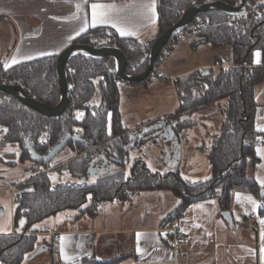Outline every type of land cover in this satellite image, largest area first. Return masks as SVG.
I'll return each instance as SVG.
<instances>
[{
  "label": "trees",
  "instance_id": "trees-1",
  "mask_svg": "<svg viewBox=\"0 0 264 264\" xmlns=\"http://www.w3.org/2000/svg\"><path fill=\"white\" fill-rule=\"evenodd\" d=\"M210 1L214 0H158V37L185 11ZM221 1L232 6L240 3V0ZM186 31L195 33L200 42L230 47L233 55V65L219 67L216 74L196 70L175 80L180 98L173 125L176 135L198 124L192 118L194 114L214 111L218 102L227 101L220 127L207 152L211 177L193 183L184 180L178 172L154 173L137 158L127 175L125 166L131 160L130 151L140 147L143 139L139 131L132 135L123 127L117 87L120 79L111 74L116 69V61L113 57L75 55L65 66L70 103L60 117H46L0 91V149L7 144L18 146L20 160L24 161L31 160L32 151L47 154L66 136L75 135L76 128L82 139L67 144L79 156L64 163L65 168L57 169L68 177L64 181L52 184L47 163L31 160L33 166L44 169L23 185L22 199L15 208V223L21 216L26 218L24 233L0 234V263L22 264L35 250L37 230L33 226L36 223L69 209L94 217L101 203L126 202L142 190H168L181 199L179 207L170 213V219L181 218L192 203L208 199H217L223 212H231L234 193L264 199V188L253 173L260 161L256 153L259 132L255 127L254 91L264 82V0H247L242 15L216 10L205 12L181 33ZM177 39L178 35L165 46L159 60ZM153 42L143 43L97 27L82 33L72 43L95 48L117 47L127 57L125 73L139 75L148 67ZM257 53L261 55L260 62H257ZM58 55L10 67L0 62V83L21 85L29 96L53 107L61 98L56 69ZM94 98L97 103H93ZM92 150H101L100 158L93 156ZM109 158L121 163L106 162ZM109 166L112 168L108 169ZM93 168L98 171L104 168L102 173L96 172L94 180L89 172ZM80 261V264H117L119 260L102 261L92 255Z\"/></svg>",
  "mask_w": 264,
  "mask_h": 264
},
{
  "label": "crops",
  "instance_id": "crops-1",
  "mask_svg": "<svg viewBox=\"0 0 264 264\" xmlns=\"http://www.w3.org/2000/svg\"><path fill=\"white\" fill-rule=\"evenodd\" d=\"M92 4L115 5L120 9L118 14L114 13L115 18L121 26L128 28L134 34L121 36L111 25L92 26ZM142 5L151 7L145 9L141 7ZM85 22H87L86 30L80 31ZM97 27H105L121 37L136 38L143 43L155 41L159 35L158 0H0V43L4 52L0 62L4 67H10L43 56L60 54L73 44L76 37ZM182 34L180 33L178 38ZM173 51L174 46L166 50L160 60L158 59L146 83L130 85L118 80V84L122 87L132 86V90H137L161 84L164 80L169 81L177 94V106L164 110L162 114L132 121L130 125L124 124L123 114L120 111L121 121L126 133L139 131V137L143 139L140 147H134L130 151V154L136 151L133 162L136 158L144 162L141 157V152L145 149L143 146L152 143L156 146L153 150L166 156L167 160L174 156L175 158L171 163L160 158L159 162L153 161L151 166L145 161L144 164L151 172H178L184 180L195 183L203 181V177H208L212 173L208 160L206 166L209 167H206L205 172L199 173L201 169H196V166L201 160L200 154H204L207 159V152L222 118L216 130L213 129L212 132L207 130L205 134L194 137L195 143L191 141L192 132L199 128L202 130L203 127L209 128L204 122L205 119L216 121L215 118L208 117L214 111L198 118L197 121L203 125L198 123L180 135L174 133L173 137L165 136L164 130L157 127V118L161 116L164 120L174 121L172 127L176 124L175 111L180 106V98L175 80L202 67L211 66L209 62L200 63L167 74L165 59L168 52ZM258 54L256 59L260 62L261 55ZM14 59L16 62H13ZM228 66H231L230 63L222 67ZM254 98L257 105L255 127L257 130L264 129V82L255 87ZM136 101L134 100V103ZM225 102L227 105L226 100ZM258 132L256 153L260 161L253 173L257 183L264 188V131L258 130ZM161 137L166 139L164 143H160ZM201 143H205L204 146L200 145ZM69 150V157L63 160V164L79 156L75 151ZM189 156L191 158H187ZM148 161L150 163L151 160ZM11 189L14 190V185ZM180 204L181 199L171 191L142 190L126 202L101 203L99 213L94 217L77 209L59 212L58 214L64 213L65 217L58 220L61 221L59 229L51 232L52 236L62 243L58 250L59 261L49 264L76 263L83 257L92 255L102 261L118 259L117 264H264V253H262L264 240L261 236L264 232V224H261L264 220L262 209L264 199L249 194L234 193L230 212L231 224L222 215L223 211L217 199L194 202L185 210L181 218L170 219V213ZM167 229L187 235L188 242L173 243L166 236ZM15 232L16 230L10 227L6 231L0 230V234ZM18 233H24V230ZM36 233V248L26 256L22 264L35 262L37 255L45 249L36 253L37 248L43 247L45 243L38 242V237L44 236L45 232ZM64 237L65 240L61 239Z\"/></svg>",
  "mask_w": 264,
  "mask_h": 264
},
{
  "label": "rangeland",
  "instance_id": "rangeland-1",
  "mask_svg": "<svg viewBox=\"0 0 264 264\" xmlns=\"http://www.w3.org/2000/svg\"><path fill=\"white\" fill-rule=\"evenodd\" d=\"M1 46L2 45L0 43V60L4 53L2 52L3 48ZM232 58L233 55L230 47H214L210 43L200 42L199 37H197L195 33L186 31L175 41L174 51L168 52L164 66L168 69L167 74H171L172 72L184 70L190 66L209 62L211 65L208 67L209 72L216 74L221 63L225 65L230 63V65H233ZM219 61L221 62L219 63ZM216 64L219 65L215 66ZM117 87L120 95V105H122L120 111L123 114V121L125 125H130L132 121L142 120L145 116L162 114L164 110L175 108L178 104L177 94L171 87L170 82L166 80H164L161 84L153 85L149 88L142 87L137 90H132V86L122 87L121 84H117ZM134 100L137 101L134 103ZM94 102H96L95 98L93 100V103ZM225 103V100L218 102L215 107L216 109L213 113L211 112L210 115L208 111H203L202 113H196L192 116L194 120H199V117L208 114L209 118L213 117L216 119V121L210 119L211 122L205 119L204 123H206L209 128L203 127L202 130L199 128V130L192 132V143L196 142L194 137L205 134L207 130L208 132H212L213 129H217L220 122L219 120L223 118V108L226 106ZM159 118L160 120H158ZM162 120H164V118L162 119V116L158 117V122L156 123H161ZM198 123L203 125L201 122ZM78 130V128L75 129V134H78ZM133 133L135 132L133 131ZM159 140L160 143H164L166 139L161 137ZM204 144L201 143L200 145L204 146ZM68 148L69 147L66 146L53 160L47 163L48 169L52 168L48 172L52 184H56L57 182L64 181L68 178L65 175H61L59 170L57 171V169L65 168L66 166L62 162L69 157L68 154L70 150ZM143 148L145 149L141 152V157L144 162L146 161L148 163L149 166H151L153 161L159 162L160 158L164 159V161L168 163H171L175 158L174 156L167 160L166 156L153 150L156 146L152 143L143 146ZM100 152L101 150H97L96 152L92 150L93 156H97V158H100ZM135 153L136 151L131 152V160L130 162H127L125 166V172L127 175L130 174ZM19 154V147L13 144H7L0 149V230L6 231L10 227L11 229L16 230L17 233L24 230L26 226V218L21 216L18 218L17 223H15V208L19 203L16 200V195L22 192L24 187L23 185H25L29 179L37 173L42 172V169H44V167L33 166L34 164L31 160L21 161ZM187 158H191V156ZM149 159L151 160L150 163L148 161ZM200 159V162L197 163L198 165L196 166V169H201L199 173H202L205 172L206 167L209 166H206L208 162L204 154H200ZM210 177L211 175H208V177H203V179L206 180ZM94 178L95 176L92 180H94ZM13 185L14 190L11 189V186ZM13 209L14 213H12ZM64 217V213L56 214L36 223L33 226V228L38 232H45L44 236L38 237V242H45V246L43 245L45 249L37 255L36 261L31 264H49L53 261H59L58 250L60 249V245L62 243L57 240L55 236H52L51 232L59 229L61 221L58 220L62 218L64 219ZM21 221H23V224H21ZM65 239L66 238L64 237V240ZM43 247L41 246L40 248H37L36 253ZM26 264L29 263L26 262Z\"/></svg>",
  "mask_w": 264,
  "mask_h": 264
},
{
  "label": "water",
  "instance_id": "water-1",
  "mask_svg": "<svg viewBox=\"0 0 264 264\" xmlns=\"http://www.w3.org/2000/svg\"><path fill=\"white\" fill-rule=\"evenodd\" d=\"M246 3L247 0H240L239 5L232 6L224 1L221 0H214L210 2H202L199 3L192 8L185 11L180 18L165 32H163L157 39L153 42L150 54H149V62L147 69L139 75H127L125 73L126 65H127V57L125 53L117 47L114 46H105L100 48H95L88 44H81V43H73L69 45L66 49H64L59 55L57 59V75L58 81L60 84V94L61 98L57 105L50 107L47 106L40 101L32 98L28 95L26 90L17 84H3L0 83V91L9 95L10 97L15 98L20 103L25 106H28L35 111L40 112L46 117H60L68 108L70 103V97L67 94V75L65 66L68 60L78 54H83L87 56H91L94 58H106V57H113L117 63L116 69L111 72L112 75L118 77L120 80L130 83V84H140L145 82L152 72L155 69L156 63L160 57L162 50L165 46L177 35L183 32L185 29L189 27V25L194 21V19L205 12L216 10L221 11L225 14L230 15H242L246 11ZM158 128H162L164 130L165 136L173 137L174 131L173 127L170 123L162 121L161 123L157 124ZM69 141H77L81 142L82 139L78 135H68L66 136L60 143L55 145L47 154L40 155L35 151L31 152V160L37 162H45L48 163L53 160L68 144ZM106 162H114V163H121V161L109 158L105 159ZM94 164V163H93ZM112 167L109 166L108 169ZM104 171V168L100 170V173ZM90 175L94 176L96 173V169L89 170ZM222 215L228 221V223H232V218L230 212H223ZM44 247L39 250L42 251ZM37 252V253H39ZM78 264L81 261L77 262Z\"/></svg>",
  "mask_w": 264,
  "mask_h": 264
},
{
  "label": "snow or ice",
  "instance_id": "snow-or-ice-1",
  "mask_svg": "<svg viewBox=\"0 0 264 264\" xmlns=\"http://www.w3.org/2000/svg\"><path fill=\"white\" fill-rule=\"evenodd\" d=\"M141 7L148 9L151 6L150 5H142ZM91 23L92 26L96 25H111L117 29V31L120 33L121 36L125 35H133L134 33L129 30L128 28L121 26L118 22V20L115 18L114 13L118 14L120 12V9H117L115 5H102V4H92L91 5ZM87 28V22H85L84 26L80 29V31H85ZM77 35H79V32H77ZM257 55H259L257 53ZM13 62H16L15 59ZM82 115V114H78ZM259 131H264V129H258ZM21 224H23V221H21ZM261 224H264V220L261 221ZM262 240H264V232L261 234ZM64 239V238H61ZM138 241H139V234H138ZM64 249H61V252L63 253ZM137 251L139 252L140 249L138 247ZM262 253H264V248H262Z\"/></svg>",
  "mask_w": 264,
  "mask_h": 264
},
{
  "label": "built area",
  "instance_id": "built-area-1",
  "mask_svg": "<svg viewBox=\"0 0 264 264\" xmlns=\"http://www.w3.org/2000/svg\"><path fill=\"white\" fill-rule=\"evenodd\" d=\"M224 64L222 63L220 65V67H222ZM200 71L202 72V74H207L209 73V68L208 67H202L200 69ZM167 123L173 124L174 121H172L171 119H165L164 120ZM22 199V195L19 193L16 195V200L19 202ZM166 231V236L168 239H170L171 241H173V243L175 244H184L188 242V236L185 234H180L172 229H167Z\"/></svg>",
  "mask_w": 264,
  "mask_h": 264
},
{
  "label": "flooded vegetation",
  "instance_id": "flooded-vegetation-1",
  "mask_svg": "<svg viewBox=\"0 0 264 264\" xmlns=\"http://www.w3.org/2000/svg\"><path fill=\"white\" fill-rule=\"evenodd\" d=\"M76 135V134H75ZM101 166L103 167L104 165L103 164H101ZM94 169H96V168H94ZM98 170L96 169V172H97ZM98 172H100V170L98 171Z\"/></svg>",
  "mask_w": 264,
  "mask_h": 264
}]
</instances>
